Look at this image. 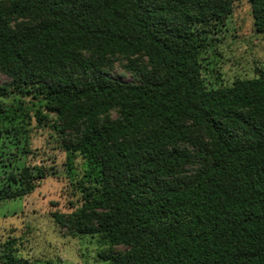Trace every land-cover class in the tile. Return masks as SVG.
<instances>
[{
    "label": "trees",
    "instance_id": "16d2710c",
    "mask_svg": "<svg viewBox=\"0 0 264 264\" xmlns=\"http://www.w3.org/2000/svg\"><path fill=\"white\" fill-rule=\"evenodd\" d=\"M233 3L0 0V97L29 96L39 121L52 114L62 135L76 132L62 141L78 201L69 227L98 233L111 264H264V71L214 87L201 78V31L219 29ZM249 3L264 33V0ZM117 56H134L136 81L107 72ZM18 109L29 115L0 104V119ZM45 175L9 171L0 200ZM14 250L5 242V264Z\"/></svg>",
    "mask_w": 264,
    "mask_h": 264
},
{
    "label": "rangeland",
    "instance_id": "374dc122",
    "mask_svg": "<svg viewBox=\"0 0 264 264\" xmlns=\"http://www.w3.org/2000/svg\"><path fill=\"white\" fill-rule=\"evenodd\" d=\"M219 29H202L203 46L199 53L201 78L207 87L230 84L236 78L256 76L264 71V33H256L249 0H234L231 13ZM134 56L112 58L107 72L121 80H135L126 64ZM144 56L135 62L145 63ZM147 64V63H145ZM9 78L0 71V84ZM31 97L10 92L0 97L3 106H21L13 120L0 119V176L22 165H40L46 175L34 190L19 198L0 200V251L5 242L13 245L11 264H111L100 257L109 244L98 234H73L69 223L78 207L76 196L65 172L62 141L75 131L62 135L52 114L44 121L29 109ZM116 111H110L113 118ZM58 122V121H57ZM59 123V122H58ZM64 214L62 226L53 220V212ZM122 245L111 251L123 250ZM0 264H5L0 255Z\"/></svg>",
    "mask_w": 264,
    "mask_h": 264
}]
</instances>
